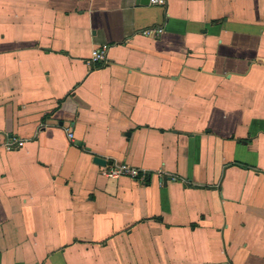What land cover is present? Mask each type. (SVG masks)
Listing matches in <instances>:
<instances>
[{"label":"crops","instance_id":"crops-1","mask_svg":"<svg viewBox=\"0 0 264 264\" xmlns=\"http://www.w3.org/2000/svg\"><path fill=\"white\" fill-rule=\"evenodd\" d=\"M142 1L0 0V264H264V0Z\"/></svg>","mask_w":264,"mask_h":264},{"label":"built area","instance_id":"built-area-1","mask_svg":"<svg viewBox=\"0 0 264 264\" xmlns=\"http://www.w3.org/2000/svg\"><path fill=\"white\" fill-rule=\"evenodd\" d=\"M150 4L154 6H164L167 4V0H150ZM163 30H155V31H146L144 32L145 36H152L155 33L159 34L162 33ZM108 47L104 46L98 49H95L92 53V56L89 60V64H98L103 63L107 60L108 57ZM73 138V135L70 136ZM2 141V138L0 136V143ZM20 146L21 144L18 141L14 140V143L12 145H9L7 147L9 150L13 149L15 145ZM103 175L109 179H119L121 177H128L132 180L144 183L147 180L148 173L146 171L139 170L135 167H132L128 164H122L118 166H112L110 168H107Z\"/></svg>","mask_w":264,"mask_h":264},{"label":"water","instance_id":"water-1","mask_svg":"<svg viewBox=\"0 0 264 264\" xmlns=\"http://www.w3.org/2000/svg\"><path fill=\"white\" fill-rule=\"evenodd\" d=\"M149 2H150V0H143L142 4H148ZM94 163L99 165V166H106L108 164L105 160L98 158V157H96L94 159Z\"/></svg>","mask_w":264,"mask_h":264}]
</instances>
